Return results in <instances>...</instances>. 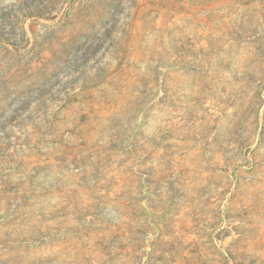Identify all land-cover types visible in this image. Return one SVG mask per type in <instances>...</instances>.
<instances>
[{
	"label": "rangeland",
	"instance_id": "1",
	"mask_svg": "<svg viewBox=\"0 0 264 264\" xmlns=\"http://www.w3.org/2000/svg\"><path fill=\"white\" fill-rule=\"evenodd\" d=\"M0 264H264V0H0Z\"/></svg>",
	"mask_w": 264,
	"mask_h": 264
}]
</instances>
